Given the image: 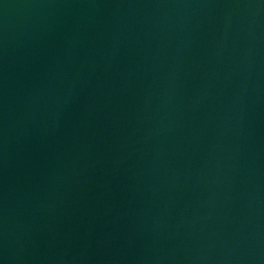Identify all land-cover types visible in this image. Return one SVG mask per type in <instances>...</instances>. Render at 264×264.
Listing matches in <instances>:
<instances>
[{
    "label": "water",
    "instance_id": "obj_1",
    "mask_svg": "<svg viewBox=\"0 0 264 264\" xmlns=\"http://www.w3.org/2000/svg\"><path fill=\"white\" fill-rule=\"evenodd\" d=\"M0 264H264V0H0Z\"/></svg>",
    "mask_w": 264,
    "mask_h": 264
}]
</instances>
